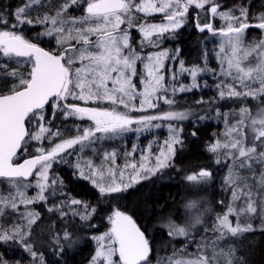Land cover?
I'll return each mask as SVG.
<instances>
[{
	"label": "snow or ice",
	"instance_id": "6c2138e0",
	"mask_svg": "<svg viewBox=\"0 0 264 264\" xmlns=\"http://www.w3.org/2000/svg\"><path fill=\"white\" fill-rule=\"evenodd\" d=\"M36 3L39 0H22L21 5L14 9L8 10L5 6V10L0 12V27L11 29L0 31V57L24 58L23 63L28 65L26 78L18 70L10 71L6 65H0V78L18 79V84L7 89L10 94L0 93V178L11 180L25 189H17L15 193L9 191L6 195L0 193V215L4 214L3 209L7 207L25 219L38 217L35 212H19L20 205L27 207L37 202H46L49 196L58 198L64 195V182L53 170L54 164L71 165V182L84 184L105 199H115L136 185L162 175L165 169L174 167L173 159L177 149L183 151L185 142L181 138L182 124L173 122L193 117V130L188 134L195 138L198 124L206 116L191 110H161L162 103L169 107L176 103L169 96L199 91L202 87H214L220 100L259 97L264 102V12L259 15L250 13L249 8L255 6L251 0H244L243 4L234 5L228 11L221 10L225 6L218 0H64L55 15L28 18L30 9ZM75 8H79L83 16L70 17L68 10ZM139 13H143L144 17L162 14V21L158 24H139L138 31L149 42H152L153 36L156 37L151 46L157 50L146 55L137 53L131 43L130 31L137 29ZM189 16L197 32H209L221 38L218 46L213 49L219 72L208 68L206 61L203 68H186L184 61L179 58V49L161 47L165 34L174 37L177 30L188 22ZM217 18L224 21L218 28L213 23ZM251 20L259 22L250 23ZM67 25L72 27L68 28ZM24 26L36 31L34 39L39 41L51 38L54 46L45 50L38 43L17 34ZM40 28L44 31L37 30ZM249 29L258 30L261 38L253 39L245 46L244 37ZM139 46L143 50L144 39L139 41ZM138 64L141 65L140 69ZM166 64L170 78L167 83ZM174 64H178L179 71H173ZM201 73H211L213 85L207 81L202 84L198 82L197 77ZM183 74L190 76L191 82L187 85L179 82ZM89 102L96 106H81V103ZM208 103L203 97L196 101L197 105ZM149 110H155L158 114H146ZM205 111L208 115L211 111H215L218 117L221 115L219 108ZM57 113L65 118L88 119L94 122V126L83 128V134L75 138H61L59 142L53 143L55 137H61L59 129L54 131L50 127ZM132 113L139 115L133 118ZM240 113L250 123L245 125V119L242 118L226 130L223 142L216 139L207 149L217 155V164L222 162L221 156L224 163L231 162L225 182L232 186V200L244 197V207L239 211L230 204L224 214L216 216L214 231L219 233L217 239L226 234L236 236L238 233L256 230L251 223L241 226L237 220L233 226L229 220V215L239 218L241 212L250 217L257 215L255 196L250 189L235 186L236 174L232 165L249 170L253 164L264 165V107L259 108L255 117L251 116L247 108H241ZM227 115L224 113L225 123ZM160 121L168 122V138L163 141L158 154L151 152V144L147 146L146 152L142 150L139 167L136 163L127 162L137 151L135 145L132 153H124L126 162L120 169L115 165L118 153H104V159L110 160L112 164L106 173L102 165L98 171L91 159L84 161V167H81L80 160L75 159L85 146L91 147L98 140L123 137L130 132L139 136L162 127ZM26 124L29 127L26 128ZM245 127L248 133H245ZM96 133L101 135L97 136ZM44 141L49 143L47 149L43 146ZM32 142H40V147L30 151L29 145ZM77 145L80 148L73 160L65 159L66 155L73 156L69 150ZM92 150L95 152V149ZM150 155L155 161L153 166L148 165ZM125 170L129 171L127 178ZM212 176L211 170L200 168L194 174L183 176V181L197 186L207 183ZM28 178L35 181L37 188L36 194L31 197L26 193L27 189L33 187ZM260 183L264 184V173L261 174ZM71 191L60 200L59 205L53 203L52 207L46 208L47 212L58 213L60 220V230L52 232L55 248L50 251L56 257L53 264H67L62 257L79 242V237L74 235L77 228L71 220L78 218L80 221H90L97 214L96 207L73 198ZM259 201V230L264 231V195L259 197ZM218 203L223 204V201ZM193 206L188 205L189 208ZM77 208L83 211H77ZM108 220L111 227L107 232L88 238L95 242L94 255L90 257L89 264H153L154 244L131 215L115 210ZM32 223L34 219H28V224ZM200 223L199 216L187 220L184 226L169 220L168 236L190 237L192 229ZM90 227L94 228L95 225ZM29 236L30 233L18 224L10 227L0 224V246L8 250L10 244H18L29 254L34 264L35 261L45 264L43 254L38 256L28 243ZM203 243L201 240L197 245L199 253L204 251ZM231 253L229 249V253L224 255L230 256ZM0 264H10L3 253H0ZM157 264L160 262L157 261ZM175 264H216V256L213 251L210 255L199 254L195 259L178 260ZM226 264H232V260L227 259Z\"/></svg>",
	"mask_w": 264,
	"mask_h": 264
},
{
	"label": "trees",
	"instance_id": "16d2710c",
	"mask_svg": "<svg viewBox=\"0 0 264 264\" xmlns=\"http://www.w3.org/2000/svg\"><path fill=\"white\" fill-rule=\"evenodd\" d=\"M218 2L225 6L221 9L222 11H228L233 8L234 5L243 4L244 0H218ZM251 2L255 6L249 8L250 13L259 15L264 12V6H261L264 5V0H251ZM21 3L22 0H0V12L5 10V6H7L8 10H12L16 6L21 5ZM62 3H64V0H41L39 3L33 4L28 18H35L45 14L50 16L55 15L60 9V5ZM68 13L70 17H81L84 14L79 8L69 9ZM233 14L239 15V13ZM158 20H162V14H153L149 17L142 16L137 18V25L148 22H156ZM258 22L259 21L254 20L250 21V23ZM213 23L214 26L218 28L222 23H224V21L217 18L213 21ZM2 30L10 31L11 29L0 27V31ZM37 30L44 31L43 28ZM135 30L137 29H132L131 32H136ZM179 31L181 32V54L187 59L186 63L189 65L196 64L197 66H205L204 62L206 61L208 68L216 70L217 60L215 59L213 49L218 46L221 38L213 36L209 32H197L193 26L191 16H189V20L185 27L180 28ZM17 34L23 35L26 39H29L31 42L38 43V45L48 50L54 46V41L51 40V38L39 41L34 39L36 31L31 29L29 26H24L23 30ZM260 37L261 34L256 29H249L245 34V40H250L252 38L258 39ZM164 48L169 50L172 49V36L170 38L166 37ZM23 60L24 58L19 57H0V65H6L10 71L14 69L18 70L26 78L28 65L24 64ZM0 75H2V73H0ZM205 79L200 78V81ZM210 80L211 78H209V81ZM166 82H170L168 77ZM212 83H214L213 79ZM212 83L209 85H213ZM16 84H18V79L16 78H0V93H9L7 89ZM176 96L171 97V99L177 100V98L181 97L190 98L187 109L198 115L206 116V118L199 122L197 136L195 138L188 134L193 130V117H189L188 120L182 122L183 133L181 134V138L185 143L183 151L177 149L176 155L173 159L174 167L165 169L162 175H158L136 185L135 188L130 189L127 193L122 194L115 199H105L103 196H98L96 191H93L86 185L71 182L69 171L71 165L65 166L64 164H54L53 170L64 182V195L59 196L58 198L49 196L46 202L34 204L32 208H34L35 213H38V217H35L36 220L31 225L23 223L19 214L17 212H13L7 207L3 209L4 214L0 215V224H4L9 227L12 224H18L20 226H24L25 231H27L26 226H30L29 231L42 225L60 226V220L58 219L59 214L55 212H47L46 208L52 207L53 203L59 205L60 200L66 198L69 190H72L71 196L73 198L90 203L92 206L97 208V214L94 215L90 221H80L78 218H73L71 220V223H73L77 228L76 233L82 234L85 239L74 245L71 251H67L66 249L67 255L63 256L62 259L67 261V264H89L90 257L94 255L95 242L88 238L94 235H100L104 231L108 230L111 226L108 217L115 210L123 211L126 214L131 215L141 230L145 231L150 241L153 242L155 248L153 264H157V261H159L160 264H170L172 260H175L176 258L197 257V255L201 254L198 252V243L201 240L204 242L207 238H215L213 242L217 241L218 245L225 248L228 253L229 249L232 250L230 256H228L224 261L221 259L216 261V264H226L227 259H231L232 264H241V262L242 264H264V231L259 230V211L256 216L251 217L247 213L240 214L239 218H237L236 215H229V220L232 222L233 226L236 225L238 220L241 226L251 223L253 228L256 229L255 231L238 233L236 236L226 234L223 238L217 239L219 233L214 231L216 216L222 215L227 211L226 206L218 202L223 201L225 203H229L232 201V186H229L225 182L228 177V167L231 162L229 161L227 164L224 163L223 156H221L222 162L217 164L215 162L217 155L207 150L209 145L214 143L216 139L222 138L224 132L228 129L227 127H229L227 123H225L223 115L227 109L229 112L230 110L240 111L241 108H247L252 116L257 108L255 103L264 104V102H262L259 97L255 99L252 97H242L220 100L217 98L218 93L214 87L200 89L199 91L193 90L192 92ZM201 97H203L204 100L209 101V103L197 105L196 101ZM90 105L93 104L90 103ZM167 106L168 105H164L163 110H166ZM170 108L175 109V105ZM215 108H219L221 114L219 117L216 115L215 111H211L210 115H208L205 111L206 109ZM61 117L64 116L57 113L55 119L50 125L54 131L59 129L61 132V137H55L53 143L59 142L61 138L71 137L76 134V129L67 133L62 131V126L65 123V121H63L64 119H67V127L75 125L71 124V118ZM237 119L241 120L242 118ZM243 119H245V125H248L250 120L247 118ZM239 120H237V122ZM231 121H233L232 118H230L228 122L230 123ZM152 136L153 132H148L146 135L147 139ZM43 146L47 149L49 147L48 141H44ZM36 147H40V142H32L29 145V150L33 151ZM70 152L73 153V156L66 155L65 159L72 161L77 149ZM79 158H81V156L75 157L76 160ZM232 167L234 171V165H232ZM260 167H262V165ZM200 168L211 170L213 173L211 180L208 183H204L208 186H202L201 184L191 186L183 181V176L187 174H194ZM254 170L256 173L261 172L260 168H256ZM30 180H32V178ZM10 181L11 180L5 178H0V193L6 195L9 191H14V187L9 185ZM203 188L206 189L203 190ZM211 189H214V193L212 195V206L209 208H195L196 210L185 207V205H188L189 201L194 196L204 195L205 193L203 191L209 193ZM76 210L83 211L79 208ZM195 216L200 217L201 223L195 225L191 231L190 237L169 238V220L178 226H184V223L187 220ZM90 225H95V227H90ZM59 230L60 228L56 229L57 232ZM76 233L74 235H76ZM28 243L30 244L29 238ZM47 243L49 244V250L46 246L38 247L34 244L31 245L37 252L38 256L41 253L43 254L45 264H53L56 257L52 255L50 249H54L55 245L52 239L51 241L48 240ZM0 253H3L4 258L8 260L10 264H13V262L16 261H18L19 264H34V261L29 254L21 249L18 244H10L8 250L0 246ZM35 264H39V261H35Z\"/></svg>",
	"mask_w": 264,
	"mask_h": 264
},
{
	"label": "rangeland",
	"instance_id": "374dc122",
	"mask_svg": "<svg viewBox=\"0 0 264 264\" xmlns=\"http://www.w3.org/2000/svg\"><path fill=\"white\" fill-rule=\"evenodd\" d=\"M39 1H41V0H39ZM154 15H156V14H154ZM142 16H144L143 13L137 14V18L142 17ZM76 18H78V17H76ZM161 21L162 20H158L156 22H148V23H157L158 24ZM59 26L60 25H57V27H59ZM78 26L79 25H77V27ZM66 27L71 28L72 26L71 25H67ZM138 27H139V25H137V30H135L136 32H131L130 31L131 43H132V47L134 48V50L137 53H140L141 55H146L148 52L156 51L157 49H155V48H153L151 46V43L152 42H155L156 37L153 36L152 37V42H149L146 38H144L143 34L138 31ZM2 31H4V30H2ZM73 35H74V32H73ZM65 36H67V32L65 33ZM166 37L167 38H170L171 36H170V34H165V39L162 42L163 47L161 45L162 48H164V42L166 41ZM260 38H258L256 40H259ZM142 39L145 40V47L143 48V50H141V47L139 46V41H141ZM172 39H173V37H172ZM252 40H253V38L250 39V40H245V37H244V45L247 46L249 43L252 42ZM165 49H167V48H165ZM137 67H138V69H140L141 68V65L138 64ZM184 67H186V66L184 65ZM194 67H197V65L190 66V67H186V68H194ZM199 67L200 68H203L204 65L203 66H199ZM166 70H167V64H166V69H165V80H167V77L169 78V76L167 75V71ZM173 71H179L178 64L173 65ZM216 71L217 72L220 71V67L218 65V62H217ZM200 78L201 79L202 78L203 79L207 78V79H205L203 81H200ZM209 78H211L210 81H209ZM212 79H213V77H212V74L211 73H201L197 77V81L200 82L201 84L204 81H207V82H209L208 84H211L212 83ZM217 79H219V78H217ZM169 81H170V78H169ZM179 82H182L185 85L189 84L191 82L190 76L188 74L181 75ZM201 89H204V88L202 87ZM182 94H184V93H177L176 95H182ZM169 98H171V96H169ZM189 99L190 98H188V97L177 98V100H175L176 103L174 104L175 105V109H171L169 106H167L166 107V110H163V107L165 105L163 103L160 105V108L163 111H168V110L185 111L187 109ZM256 104L257 103H255V106L257 108H256L255 113L252 114V117H255L256 116V113L259 110V108L264 107V104H257V105ZM81 106H87V104H83ZM120 110H123V109H120ZM187 110H189V109H187ZM225 113L228 114L227 115V118H226L227 125L229 126V127H227L228 129L231 128V126L233 124H236L237 123V120H239L237 118H240V119L241 118H244V117H242L240 111H231L230 110L228 112V109H227L225 111ZM146 114L154 115V114H158V113H156L155 110H149L148 113H146ZM132 115H133V118H136L139 114L138 113H132ZM230 118H232L233 121H231L229 123L228 121L230 120ZM185 121L173 122V123L174 124H176V123L182 124V122H185ZM154 123H156V122H154ZM159 123H161L162 127H160L159 129H155V128L152 129V131H150V132H153V136L151 138H148V139L146 137V135H147L148 132H144V133L140 134L139 136H137L136 133H131V132L130 133H126L125 135H127V137L129 136L130 143H131L129 145V147L127 146L128 143H127V140L124 138V136L123 137H116L114 139H107V138H105V139L98 140L96 142V143H98V145H96V147L94 146V144L91 147L85 146L84 147V150L80 153V156H81L82 159L81 158L78 159L81 162V167H84V161H86L88 159H91L93 161V163H94V166H96V168L98 169V171L101 170V165H102V170L106 173L107 172V169L109 167H112V164H111L110 160H105L104 159V153H106V152L107 153H111L113 151H116L118 153V155H117V157L115 159V165L117 166V169L123 168V165L126 162L125 161V157H124V153L125 152L132 153V149H133V146L134 145L136 146L137 151L135 153H133L129 157V159H128L127 162L128 163H136L137 164V167H139V164L141 162L140 161L141 151L143 150V151L146 152L147 151V146L149 144H151L152 145L151 152L154 153V154H158L159 148L162 146L163 141L168 138L169 132H168V129L166 127V124L168 122H166V121H160ZM249 123H250V121L248 122V124ZM92 125L94 126V122H92ZM162 130H163V132H162ZM244 131H245V133H248V128H244ZM225 132H224V134H225ZM224 134H223L222 138H220V140L222 142L226 139L225 136H224ZM96 135L97 136H100L101 134L100 133H96ZM234 135L235 134L233 133V136ZM77 146H79V145H77ZM77 146L74 149H77ZM79 148L77 149V151H79ZM74 149H72V150L74 151ZM92 149H95V152H93ZM72 150H69V151H72ZM223 152H224V150L221 149V153H223ZM154 163H155V161L152 159V157L150 155L149 156L148 165L149 166H153ZM260 166L261 165L253 164L251 170H249L248 168H239V167L234 166L235 167L234 168V171H235V173L237 175L236 176V182H235L236 185L235 186L238 187V188H243L245 190L250 189L252 191V193L255 196V200H256L257 212L259 211V203H260L259 197L261 195H264V184H261L260 183L261 174L264 173V165H262V167H260ZM256 168H260L261 169V172L256 173L255 170H254ZM255 173H256V175H255ZM246 174H248V175H246ZM128 175H129V171L128 170H125V178H127ZM49 176H50V173H49ZM29 181L32 182L33 187L27 189L26 190V193H27V195L29 197H31V196H34L36 194L37 188L35 187V181L34 180H29ZM49 184H51V179H49ZM9 185H11L12 187H14V191H13L14 193H15V191L17 189H19L20 191H25V189L20 188L19 185L15 184L13 181H10ZM201 185L204 186V185H207V184L201 183ZM205 189L206 188H203V190H205ZM203 192L205 193L204 195L194 196L189 201L188 205L189 204L194 205L193 207H191L192 210H196L195 208H202V207L203 208H209L210 206L213 205L212 204L213 203V201H212V195L214 193V189L213 190L211 189V191H209V193H206V191H203ZM45 194L47 195V193H45ZM17 203H19V201H17ZM37 203H40V202H37ZM37 203H34V204H37ZM34 204L28 205L27 207H25L24 205H20L19 212H26V211L34 212V208H32V206ZM230 204L237 211H239V209H241V208L244 207V197L241 196V199L240 200H236V201H233L232 200L229 203L223 202V205H225L226 208ZM188 205H185V207H187L189 209ZM240 214H244V212H241ZM21 218H22L23 223H25L26 225L28 224V219H34V222L36 220L35 217H30V218H27V219H25L23 217H21ZM20 227L23 230H25L24 226H20ZM29 227L30 226H26L27 232L30 230ZM58 228H60V226H47V225L44 226V225H42V226H38L37 228L32 229L31 231H29L30 236L28 237L30 239V244H34V245H36L38 247L46 246L48 248V250H49V246H48L49 244L47 243V241L48 240L51 241V239H52V232L53 231H56V229H58ZM109 228H108V230H109ZM108 230L104 231L103 233L107 232ZM103 233H101L100 235H102ZM75 236L79 237V242H81L83 239H85V237L82 234H80V233H76ZM214 239L207 238L204 241V243H203L204 251L201 254H203V255H210L214 251L215 252V256H216V261H219L220 259L224 261L228 257V256H226L224 254H227L228 252L225 250V248L220 247L218 245V242L217 241L216 242H213ZM195 258H197V257H191V258H189V257H182L181 258L180 257V258H176L175 260H172V262L170 264H175V262L178 261V260H191V259H195Z\"/></svg>",
	"mask_w": 264,
	"mask_h": 264
},
{
	"label": "flooded vegetation",
	"instance_id": "af4514ba",
	"mask_svg": "<svg viewBox=\"0 0 264 264\" xmlns=\"http://www.w3.org/2000/svg\"><path fill=\"white\" fill-rule=\"evenodd\" d=\"M188 20H189V18H188ZM186 25V24H185ZM185 27V26H184ZM180 34H181V32L179 31V29L177 30V32L175 33V35H174V37H173V39H172V49L171 50H174V49H179L180 50V53H179V58L181 59V60H183L184 61V65L186 66V67H190V66H195L196 64H194V65H189L188 63H186L187 62V59L185 58V57H183L182 56V52H181V47H180ZM169 50V49H168ZM193 58V57H192ZM204 58H206V57H204ZM194 59V58H193ZM200 59H201V54H200ZM175 65V64H174ZM90 103L91 102H89L88 104H87V106H89V107H91V106H96V105H90ZM81 105H83L82 103H81ZM105 107H108V105L107 104H105L104 105ZM61 118H65V117H61ZM68 118H71L72 120H71V124L73 125H75V126H71V127H67V119H64L63 121H65V123L63 124V126H62V131L63 132H71L72 130L74 131L75 129H76V134L75 135H73V136H71V137H66V138H64V139H70V138H74V137H76L77 135H82L83 133H82V129L83 128H86V127H93V125H92V122L91 121H89L88 119H83V120H81V119H79V118H75V117H68ZM28 127V126H27ZM124 138L127 140V143H128V147H129V145L131 144L130 143V139H129V136L127 137V135H124ZM96 145H98V143H96V144H94V146L96 147ZM101 146V145H100ZM80 146H77V149L79 148ZM113 147V146H112ZM75 150V149H74Z\"/></svg>",
	"mask_w": 264,
	"mask_h": 264
},
{
	"label": "water",
	"instance_id": "95a60500",
	"mask_svg": "<svg viewBox=\"0 0 264 264\" xmlns=\"http://www.w3.org/2000/svg\"><path fill=\"white\" fill-rule=\"evenodd\" d=\"M38 46H40V45H38ZM40 47H42V46H40ZM44 48V47H43ZM45 50H48V49H46L45 48ZM5 94H10V93H5ZM26 128H27V124H26ZM31 178H28V180H30ZM128 215V214H127ZM134 220V219H133ZM137 224V223H136ZM138 226V225H137ZM139 227V226H138Z\"/></svg>",
	"mask_w": 264,
	"mask_h": 264
}]
</instances>
